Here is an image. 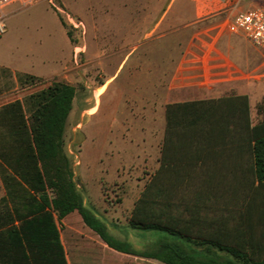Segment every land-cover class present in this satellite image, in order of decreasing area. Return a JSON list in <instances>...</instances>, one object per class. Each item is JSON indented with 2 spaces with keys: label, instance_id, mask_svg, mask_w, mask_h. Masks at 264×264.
<instances>
[{
  "label": "rangeland",
  "instance_id": "rangeland-1",
  "mask_svg": "<svg viewBox=\"0 0 264 264\" xmlns=\"http://www.w3.org/2000/svg\"><path fill=\"white\" fill-rule=\"evenodd\" d=\"M5 11L6 29L0 35V105L23 101L53 82L72 85L75 96L64 141L85 205L111 235L121 238L146 232L130 229L127 223L159 164L165 106L197 97L187 91H169L166 85L184 45L203 20L191 22L196 15L194 0H17ZM65 13L81 21L83 28L73 29ZM161 15L163 24L147 38L145 34ZM245 46L243 53L252 55L253 68L261 67L257 72L263 74L253 82L250 97L251 117L256 122L264 119V52L249 41ZM18 73L38 79L20 84ZM28 108L25 102L27 115ZM192 139H182L186 144L180 149L181 158L188 161L198 154ZM188 161L176 172L184 177H170L164 182L166 194L154 196L157 206L166 201L174 212L186 213L185 206L199 212L203 194L198 191L197 170ZM4 193L0 181V198ZM232 197V202L225 199L223 203L238 205L243 191ZM57 224L68 264L122 262L76 212Z\"/></svg>",
  "mask_w": 264,
  "mask_h": 264
},
{
  "label": "trees",
  "instance_id": "trees-1",
  "mask_svg": "<svg viewBox=\"0 0 264 264\" xmlns=\"http://www.w3.org/2000/svg\"><path fill=\"white\" fill-rule=\"evenodd\" d=\"M28 78L38 79L18 73L16 80L22 84ZM74 96L72 85L53 82L23 101L14 99L0 105V181L5 189L0 198V264H68L57 223L72 212L122 261L120 264H133V259L119 253L161 264H264V119L251 125L248 106H233V112H238L231 116L237 119L231 133H223L243 137L252 156L241 203L224 204L228 196L232 202L233 193L223 194L217 209L207 206L201 213L185 206L186 213L174 212L166 201L157 206L154 196L166 194L164 182L170 177H184L176 173L188 161L180 156L186 144L182 139L192 137L190 142H195L201 136L213 137L215 132L220 136L223 126H211L212 114L200 101L166 105L160 165L128 219L131 229L163 235L155 247L138 251L108 232L105 223L85 205L74 179L64 141ZM197 158L198 154L188 163L196 164Z\"/></svg>",
  "mask_w": 264,
  "mask_h": 264
},
{
  "label": "crops",
  "instance_id": "crops-1",
  "mask_svg": "<svg viewBox=\"0 0 264 264\" xmlns=\"http://www.w3.org/2000/svg\"><path fill=\"white\" fill-rule=\"evenodd\" d=\"M194 2L196 15L191 22H198L200 18L203 20H200L201 23L198 24L184 45L179 59L173 66L168 79H166V85L169 91H187L185 93L188 95H197L196 98L173 101L167 104L200 101L203 103L202 106L212 114L211 126H219L220 124L223 126L220 136L218 132H215L213 137L201 136L196 141L198 158L194 168L197 170L198 191L203 194V199L199 202V211L202 213L207 206L212 209L219 208L223 194L242 191L243 183H246L247 179L243 180L251 173L252 156L247 152V142L243 137L224 136L223 133L224 130L228 132L233 126V120L237 119L235 115L231 116V112L233 114L238 112L237 110L233 112V106H240L243 109L247 105L251 125L254 123L251 117L250 98L252 84L263 74L257 72L261 67L253 68L252 55L248 54L246 50L243 53L246 42L251 41L242 33H230L217 29V25L225 15L214 12L217 7L214 3L207 0H194ZM256 5L264 8V0L256 1ZM242 7L245 8V4ZM163 21L164 17L161 15L145 36L151 37L153 32L163 24ZM134 46L137 47L138 43ZM259 49L264 52V49ZM237 52L239 56L236 55ZM241 56L244 59H239ZM111 78L106 79L102 85V95L105 93ZM224 99H229L230 106H228L227 101H223ZM165 111L166 106L164 117ZM226 112H228V116L222 114ZM159 165L160 160L158 167ZM230 198L231 196L227 197L228 200ZM162 235L158 231L148 230L146 232H131L121 238L112 236L118 240L127 241L135 250L143 251L155 247ZM119 254L131 257L133 264H161L137 256Z\"/></svg>",
  "mask_w": 264,
  "mask_h": 264
},
{
  "label": "built area",
  "instance_id": "built-area-1",
  "mask_svg": "<svg viewBox=\"0 0 264 264\" xmlns=\"http://www.w3.org/2000/svg\"><path fill=\"white\" fill-rule=\"evenodd\" d=\"M17 0H0V35L6 29V14L8 6ZM52 2V0H49ZM217 7L216 13H224L225 17L217 25V29L230 33H242L255 46L264 49V8L256 5L258 0H207ZM245 4V8L242 5ZM61 12L63 10L59 9ZM73 29L83 28L81 21H75L65 13ZM76 52V51H75Z\"/></svg>",
  "mask_w": 264,
  "mask_h": 264
}]
</instances>
